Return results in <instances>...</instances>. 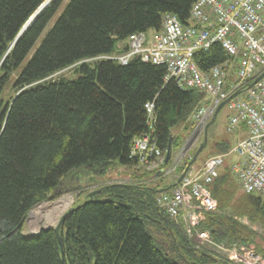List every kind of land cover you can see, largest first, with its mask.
Masks as SVG:
<instances>
[{
    "label": "trees",
    "instance_id": "16d2710c",
    "mask_svg": "<svg viewBox=\"0 0 264 264\" xmlns=\"http://www.w3.org/2000/svg\"><path fill=\"white\" fill-rule=\"evenodd\" d=\"M45 1L0 0V264H61L62 252L65 264H223L197 250L158 207L157 191L168 185L142 182L158 170L130 157L134 139L149 132L145 105L152 103L160 167H167L169 139L174 154L194 130L190 119L207 103L205 94L165 82L163 66L96 60L124 53L133 34L160 31L165 14L189 25L195 0H69L35 48L65 1L54 0L15 41ZM194 61L206 71L227 55L214 44ZM75 65L82 73L76 80H48ZM11 83L15 95L5 99ZM215 145L222 154L232 149L226 141ZM117 165L128 169L130 184H101L100 193L71 207L60 228L62 246L53 228L24 234L34 207L72 192L81 180L99 184ZM184 169L179 163L175 174ZM236 185L226 165L210 191L231 217L210 215L202 228L217 241L248 244L255 233L232 217L264 227V202ZM257 251L264 257L262 247Z\"/></svg>",
    "mask_w": 264,
    "mask_h": 264
},
{
    "label": "built area",
    "instance_id": "2783aa9c",
    "mask_svg": "<svg viewBox=\"0 0 264 264\" xmlns=\"http://www.w3.org/2000/svg\"><path fill=\"white\" fill-rule=\"evenodd\" d=\"M189 21L184 25L177 16L165 14L160 31L133 34L125 42L124 53L96 60L119 65L139 60L163 66L165 82L173 81L180 89L205 94L207 103L192 114L190 121L195 128L185 140L171 173L181 161L190 159L187 153L197 148L208 120L231 98L226 104L232 112L227 131L238 134L235 146L228 154L213 155L197 167L192 166L182 181L158 195L156 202L197 250L209 252L217 262L264 264L254 249L217 241L202 228L208 216L218 214L210 185L232 155L235 157L230 170L242 192L259 196L264 202V0H195ZM214 44L221 46L227 61L202 71L194 55L208 52ZM145 109L149 132L134 139L130 157L150 165L163 162L164 155L154 137V104L147 103ZM177 179L178 176L174 183Z\"/></svg>",
    "mask_w": 264,
    "mask_h": 264
},
{
    "label": "rangeland",
    "instance_id": "374dc122",
    "mask_svg": "<svg viewBox=\"0 0 264 264\" xmlns=\"http://www.w3.org/2000/svg\"><path fill=\"white\" fill-rule=\"evenodd\" d=\"M69 0H65L62 7L60 8V10L58 11V13L55 15V17L51 20V22L48 24V26L45 28L43 34L41 35V37L39 38L35 48L40 44V42L42 41V39L45 37V35L48 33V31L52 28V26L54 25L55 21L58 19L59 15L62 13V11L64 10L66 4L68 3ZM120 47L124 46V44H120ZM34 48V49H35ZM34 51V50H33ZM33 53V52H31ZM28 60V58H27ZM26 60V61H27ZM82 76V73H77L76 72V65L69 67L65 70H62L56 74H54L53 76H51L48 80L50 81H54V80H58L62 77L67 78L69 80H76L78 77ZM12 83L10 84V86L8 87V89L6 90L5 99H10L12 96L15 95V90L11 87ZM195 112V111H194ZM232 112L229 110V108L227 107V105H225L216 115V118L213 120V123L211 124V126H209L208 128V143H207V148L202 152V154L198 157L197 162L195 164V167H197L198 165H200L202 162H204L205 159H207L210 156L213 155H217V154H222L219 153V150L216 148L215 143L216 142H221V141H226L229 143V145L233 148L237 142V140L239 139V136L236 132H232L229 133L227 131V125L229 122V118L231 116ZM213 118V117H212ZM212 118L210 120H208L207 125L209 124V122L212 120ZM206 125V126H207ZM183 127L181 126L179 128V131H181ZM205 132V131H204ZM203 137H204V133L202 134L199 144L197 146V148L195 147L194 149L190 150L187 153V158L194 154L196 152V150L198 149V147L202 144L203 142ZM187 140V139H186ZM183 149H179V155L181 154ZM176 153V152H175ZM174 155V154H172ZM181 156V155H180ZM180 156H179V161H180ZM234 155H232L230 158H227L224 164V168L226 165H229L231 162L234 160ZM177 158V157H175ZM173 161V160H172ZM176 160L173 161V163H175ZM173 163L171 162L167 167H161L160 169H157L158 167L161 166L162 162L157 161L154 164V167L150 166L147 167L148 170L154 171V170H162L163 173L158 175L156 177V179L153 177L151 178L149 181L145 180L142 181L144 184H150V182H153V180L158 181V180H163L161 187H165L167 185H169L170 182V176H171V169L173 166ZM158 171L156 172V174L158 173ZM128 169L125 167H122L120 165H117L111 172V174H109L106 178L101 179V182L99 184H92L91 186L88 184L87 180H81L80 184H78L77 186H75V190H73L72 192L59 196L57 198H54L50 201L44 202L36 207H34L29 215L26 218L25 224H24V229L23 232L25 235L27 236H32L36 233V231H38L39 229H44L47 227H54L59 218L61 217V215L63 213H65L67 210H69L71 207H73L75 204H79L82 203L84 201V198L86 196V194H88L89 192L97 189L99 187V185L103 184V185H107V184H111V183H120V184H130L128 182L129 179V174H128ZM171 173L170 175L166 176L167 174ZM155 174V175H156ZM178 176V175H176ZM234 177V176H233ZM235 178V177H234ZM237 182V181H236ZM239 189L238 192H242L241 188L238 185H236ZM160 195V194H156ZM70 199V202L68 203L69 205L67 207H65V209H62V206L64 205L63 202H66V200ZM100 199H103L102 197ZM62 203V204H61ZM58 204V205H57ZM42 208V210L40 211L39 209ZM59 208V209H58ZM58 209V210H57ZM40 211V215L39 217L33 218L32 214L35 212H39ZM60 211V212H59ZM59 213V214H58ZM217 215H222V216H228L231 217L228 213L223 212L221 210L218 209V214ZM53 217V218H52ZM234 220H236L237 222L241 223L242 225L247 226L248 228H250L254 233V238H252L251 242L248 244H240V246H244L248 249H254V251L256 253H258L257 251V247L260 246L264 249V227L260 224H255V223H250L249 220L245 217H232ZM157 238V236H156ZM207 254L210 255L209 252L206 251ZM260 254V253H258ZM260 256L264 259V257L260 254Z\"/></svg>",
    "mask_w": 264,
    "mask_h": 264
},
{
    "label": "water",
    "instance_id": "95a60500",
    "mask_svg": "<svg viewBox=\"0 0 264 264\" xmlns=\"http://www.w3.org/2000/svg\"><path fill=\"white\" fill-rule=\"evenodd\" d=\"M54 0H46L43 4H41V6L31 15V17L27 20V22L24 24V26L21 28V30L19 31L15 41L17 39H19L26 31L28 28H30L37 20V18L46 10L48 9L51 4L53 3ZM231 100L228 99L227 101L223 102L219 108L216 110L212 120L209 122V124L205 127V132H204V137H203V142L202 144L198 147L197 151L195 152L194 156L192 157V159L187 163L184 171L178 176V179L175 183H173L172 185L168 186L167 188L165 189H161V190H158L157 193L158 194H162V193H165V192H168L170 190H172L177 184H179L182 179L184 178V176L188 173V171L190 170V168L197 162V159L198 157L202 154V152L204 151L205 147L207 146V143H208V128L209 126H211V124L213 123V120L216 118V115L217 113ZM173 140L174 138L171 137L169 139V143H168V147H167V150H166V154H165V163L169 162V160L171 159L172 157V144H173ZM75 190V188L72 189V191ZM101 190H93L91 191L90 193H88L87 195V198L88 199H91L94 195L100 193ZM71 209H76V208H70L69 210H67L65 213H63L61 215V217L59 218L57 224L54 226V227H47V228H44V229H39V231H37L34 235L38 234L41 230H46V229H49V228H53L54 231H55V234L57 236V239H58V242H59V245L62 246V240H61V236H60V228H61V225L62 223L64 222L65 220V217L68 213V211H70ZM62 252V250H61ZM61 264H65L64 262V255H63V252L61 253Z\"/></svg>",
    "mask_w": 264,
    "mask_h": 264
},
{
    "label": "crops",
    "instance_id": "0c3cea01",
    "mask_svg": "<svg viewBox=\"0 0 264 264\" xmlns=\"http://www.w3.org/2000/svg\"><path fill=\"white\" fill-rule=\"evenodd\" d=\"M174 131H179V126H177L176 128H175V130ZM184 147V144H183V146L181 147V149ZM181 149H180V151H181ZM176 153H174V155H173V161L176 159L175 157H177L178 155H179V149L177 150V151H175ZM173 161H172V163H173ZM154 164L155 163H153V164H151V165H149L150 166V168H151V166H153L154 167ZM161 167H158L157 169H160ZM163 170V169H162ZM158 171V173L155 175V176H158V175H160L163 171ZM170 178V182H169V185L168 186H170V185H172L173 183H174V181H175V178H176V174L174 173V172H172V174H171V176L169 177Z\"/></svg>",
    "mask_w": 264,
    "mask_h": 264
},
{
    "label": "bare ground",
    "instance_id": "6f19581e",
    "mask_svg": "<svg viewBox=\"0 0 264 264\" xmlns=\"http://www.w3.org/2000/svg\"><path fill=\"white\" fill-rule=\"evenodd\" d=\"M69 202H70V199L66 200V202H63L64 205L62 206V209H63V208L65 209V207H67V206L69 205V204H68ZM61 204H62V203H61ZM57 205H58V204H57ZM58 209H59V208H58ZM58 209H57V210H58ZM39 210L41 211L42 208H40ZM40 211H39V212H36V213L34 212V213L32 214L33 218H36V219H37V218L39 217V215H40ZM59 212H60V211H59ZM58 214H59V213H58ZM52 218H53V217H52ZM38 231H39V230H38ZM36 232H37V231H36Z\"/></svg>",
    "mask_w": 264,
    "mask_h": 264
},
{
    "label": "flooded vegetation",
    "instance_id": "af4514ba",
    "mask_svg": "<svg viewBox=\"0 0 264 264\" xmlns=\"http://www.w3.org/2000/svg\"><path fill=\"white\" fill-rule=\"evenodd\" d=\"M184 143H185V142H184ZM193 156H194L193 154L190 155V156H189V157H190L189 160L181 161L180 163H183V164L185 165V167H186L187 163L192 159ZM189 157H188V158H189ZM195 164H196V163H195ZM195 164H194V165H195ZM194 165H193V166H194Z\"/></svg>",
    "mask_w": 264,
    "mask_h": 264
}]
</instances>
